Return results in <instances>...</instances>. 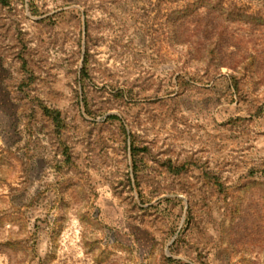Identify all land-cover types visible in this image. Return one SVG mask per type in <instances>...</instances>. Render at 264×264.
<instances>
[{"label":"rangeland","instance_id":"1","mask_svg":"<svg viewBox=\"0 0 264 264\" xmlns=\"http://www.w3.org/2000/svg\"><path fill=\"white\" fill-rule=\"evenodd\" d=\"M260 106L264 0L0 2L1 264H264Z\"/></svg>","mask_w":264,"mask_h":264},{"label":"trees","instance_id":"2","mask_svg":"<svg viewBox=\"0 0 264 264\" xmlns=\"http://www.w3.org/2000/svg\"><path fill=\"white\" fill-rule=\"evenodd\" d=\"M0 2L4 6L11 4V0H0ZM21 61L24 63L25 68H29L28 71H32V74L29 78L32 82L33 79H35V73L33 72L34 70L32 68H30L31 66H30L29 59L26 56H23ZM88 73H89V69L87 68V65H84L82 68V71H81V75L87 76ZM230 76L232 79V85L237 90H241V87H242L241 77L235 73H231ZM180 79H181L180 81H182V83L184 85H187L190 83V80H188L184 76H180ZM19 88L21 89V91H26L23 88V85L21 86V84H20ZM120 92H124V90L121 89ZM27 96H29V98H30L29 102H27V103L23 102L19 107L20 117L24 116L29 120V123H32L34 121V119H36L38 117L39 113H41V114L47 116L52 121L54 130L57 132V134L61 135L63 133V130L66 127V118L63 114V110L58 108V107H53V106L49 105L40 96H38L36 94L33 95L29 91L27 92ZM263 112H264V107L260 106V108L257 110L256 114L261 115ZM110 117H118V115L117 114H111ZM20 123H22V121ZM66 149L68 150V148H66ZM132 149H133V152L135 154H137V153H139L138 151H140L142 148H140V146H137L134 144L132 146ZM67 153H69V152L67 151ZM182 168L183 167L175 166L173 164V161L170 162V170L180 172ZM212 177L215 179V181L218 185H221V180L218 176H216V174H212Z\"/></svg>","mask_w":264,"mask_h":264},{"label":"bare ground","instance_id":"3","mask_svg":"<svg viewBox=\"0 0 264 264\" xmlns=\"http://www.w3.org/2000/svg\"><path fill=\"white\" fill-rule=\"evenodd\" d=\"M77 236V235H76ZM75 238H77V237H75ZM0 264H1V260H0Z\"/></svg>","mask_w":264,"mask_h":264}]
</instances>
